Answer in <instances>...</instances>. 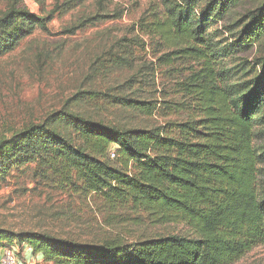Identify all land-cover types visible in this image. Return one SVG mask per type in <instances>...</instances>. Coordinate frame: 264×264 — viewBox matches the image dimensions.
I'll return each mask as SVG.
<instances>
[{
  "label": "trees",
  "instance_id": "16d2710c",
  "mask_svg": "<svg viewBox=\"0 0 264 264\" xmlns=\"http://www.w3.org/2000/svg\"><path fill=\"white\" fill-rule=\"evenodd\" d=\"M157 1L161 12L150 24L170 49L158 60L189 62L176 81V111L186 115L124 128L56 110L0 140V181L35 162L113 212L130 209L187 231L86 241L0 228L2 246L28 248L43 264H233L264 245V144L257 143L264 140V0ZM48 21L8 0L0 57L47 31ZM118 58L110 64L130 62ZM113 98L145 115L157 109L152 100Z\"/></svg>",
  "mask_w": 264,
  "mask_h": 264
},
{
  "label": "rangeland",
  "instance_id": "374dc122",
  "mask_svg": "<svg viewBox=\"0 0 264 264\" xmlns=\"http://www.w3.org/2000/svg\"><path fill=\"white\" fill-rule=\"evenodd\" d=\"M7 3L0 0V13ZM21 4L49 21L47 31L36 30L0 57V140L60 109L124 128L163 125L186 115L176 111L175 103L182 101L176 81L187 75L189 62L158 60L170 49L150 24L154 12H161L157 0H21ZM118 57H128L129 64L112 66L113 60L122 62ZM118 95L152 100L157 109L145 115L122 107L114 103ZM112 152L113 147L109 159L115 160ZM0 228L86 241L115 235L134 241L188 229L130 209L113 212L99 197L75 192L35 162L12 168L0 181ZM11 247L20 264H27L26 248ZM32 261L43 264L34 257ZM233 264H264V245Z\"/></svg>",
  "mask_w": 264,
  "mask_h": 264
},
{
  "label": "built area",
  "instance_id": "2783aa9c",
  "mask_svg": "<svg viewBox=\"0 0 264 264\" xmlns=\"http://www.w3.org/2000/svg\"><path fill=\"white\" fill-rule=\"evenodd\" d=\"M114 155L115 153L112 152V157ZM0 264H19L16 250L12 247H5L0 257Z\"/></svg>",
  "mask_w": 264,
  "mask_h": 264
},
{
  "label": "crops",
  "instance_id": "0c3cea01",
  "mask_svg": "<svg viewBox=\"0 0 264 264\" xmlns=\"http://www.w3.org/2000/svg\"><path fill=\"white\" fill-rule=\"evenodd\" d=\"M4 248H5V246H0V257L2 255V252H3V249ZM23 255H24L25 263H27V264H30L31 262H33L32 261L33 260V257L35 258V260L37 262L42 261V256L40 254L33 255V253L31 252V250L30 249H27V248L25 249ZM19 264H20V262H19Z\"/></svg>",
  "mask_w": 264,
  "mask_h": 264
}]
</instances>
